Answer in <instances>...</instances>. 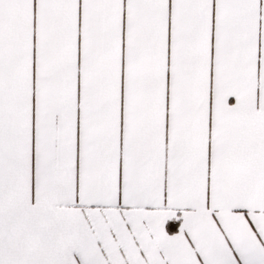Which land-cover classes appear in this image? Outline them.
<instances>
[{
    "label": "snow or ice",
    "instance_id": "1",
    "mask_svg": "<svg viewBox=\"0 0 264 264\" xmlns=\"http://www.w3.org/2000/svg\"><path fill=\"white\" fill-rule=\"evenodd\" d=\"M0 264H264V0H0Z\"/></svg>",
    "mask_w": 264,
    "mask_h": 264
}]
</instances>
